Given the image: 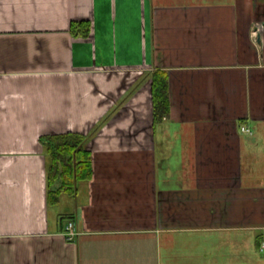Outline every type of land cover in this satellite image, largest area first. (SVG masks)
<instances>
[{
  "label": "crops",
  "instance_id": "crops-1",
  "mask_svg": "<svg viewBox=\"0 0 264 264\" xmlns=\"http://www.w3.org/2000/svg\"><path fill=\"white\" fill-rule=\"evenodd\" d=\"M67 132L91 177L51 205ZM0 264H264V0H0Z\"/></svg>",
  "mask_w": 264,
  "mask_h": 264
},
{
  "label": "trees",
  "instance_id": "trees-1",
  "mask_svg": "<svg viewBox=\"0 0 264 264\" xmlns=\"http://www.w3.org/2000/svg\"><path fill=\"white\" fill-rule=\"evenodd\" d=\"M151 94L153 121L162 122L169 116L168 80L164 70L152 73ZM85 138L84 134L74 132L42 137L41 142L49 157V204H57L62 192L74 193L78 181L91 177V154L83 145Z\"/></svg>",
  "mask_w": 264,
  "mask_h": 264
},
{
  "label": "built area",
  "instance_id": "built-area-1",
  "mask_svg": "<svg viewBox=\"0 0 264 264\" xmlns=\"http://www.w3.org/2000/svg\"><path fill=\"white\" fill-rule=\"evenodd\" d=\"M239 128H240L241 132L251 134V131L247 126L240 125ZM63 233L68 240L73 239L78 234V232L74 226V223L72 221L67 222V224L64 227Z\"/></svg>",
  "mask_w": 264,
  "mask_h": 264
}]
</instances>
